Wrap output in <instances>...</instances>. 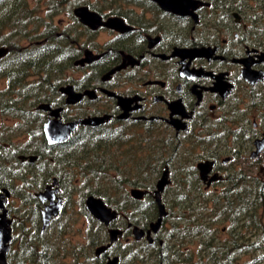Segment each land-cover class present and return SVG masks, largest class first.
Here are the masks:
<instances>
[{"label": "flooded vegetation", "instance_id": "obj_1", "mask_svg": "<svg viewBox=\"0 0 264 264\" xmlns=\"http://www.w3.org/2000/svg\"><path fill=\"white\" fill-rule=\"evenodd\" d=\"M98 3L81 5L101 17L100 21L92 20L91 26L81 21L75 13L76 6L70 12L72 18L65 30L60 31L56 26V50L50 52L52 58L45 60V63L38 62V58H44L41 55L35 58V54H39V47L46 48L51 38L43 34L47 30V21L41 23L43 29L37 30L41 34L35 39L30 33L13 36L12 43H16L14 47L17 50L0 45V48L7 49L0 56V78L8 77L14 103L22 99L20 89L24 86L27 90L31 88L29 75L36 72L45 75V84H48L46 78L52 73L57 75L54 97L50 95L47 101L40 99L39 102H30L38 104L36 109L40 114L35 111V115H41L37 117L43 123L37 132L38 141H28L27 145L19 146L10 135L0 138V200L7 196L5 208L12 221L9 252H19L22 243L14 228L18 216L14 213L15 207L11 206L13 200L41 202V234H45L47 227L50 228L61 216L67 201L62 193V168L47 172V163L39 165V155L33 152L43 144L40 133L47 145L61 148L80 127H90L94 131L104 129L108 137L117 134L114 137L119 141L114 142L123 144V147L126 140L131 143L124 147L129 150L127 153L119 154L112 146L107 148L109 152L114 150L113 153L118 154L115 159L106 160L112 166L110 170L138 171L139 184L154 188L148 189L144 198L138 200L139 209L135 211L126 207L124 211L118 210L117 217L108 224L88 211L85 202L86 213L83 216L89 226L88 231L83 228L80 232L85 236L82 249L88 262L80 263V255L76 254L75 264H107L115 257H119L117 264H142L135 259L129 261L128 256L131 254L133 257L135 245L144 241L155 244L156 255L160 246H164L165 238L160 231L174 214L164 201V192L169 186L175 184L178 188L196 182L201 187L203 185L205 191L219 183L226 186L230 175H239L240 170L244 171L245 162L252 169L258 168L261 174H249L248 177L264 180V0H189L178 11L165 8L155 0H99ZM31 29L28 27V32ZM102 35H106L103 42L100 40ZM43 51L42 55L48 54ZM88 53L91 59L80 63ZM53 64H56L54 71L51 69ZM23 65L44 67L37 71L30 68L25 73L28 76L21 82L23 76L19 72ZM71 71L81 76L72 73L64 79L63 75ZM68 86L84 93L79 102H67L69 96L63 88ZM29 95L30 90L25 95L27 101L32 100ZM42 103L62 108L58 118L63 122L87 117H104V120L95 126L79 124L67 141L49 143L44 127L54 116L51 115L52 109L39 110ZM79 106H87L85 109L91 111L89 115L76 116L75 113L82 109ZM0 113L5 115L1 109ZM163 130L169 132V142L166 144L163 140L162 145L152 146L156 148L154 152L158 153L157 165L162 172L159 175L148 173L149 177L144 183L143 156L138 146L133 148L136 143L133 141L139 138L138 144L142 148L145 142L150 143L154 139L144 140V135H157ZM7 137L6 141L1 140ZM181 146L185 147L182 155ZM223 152L227 156L221 158ZM30 155L37 156V159L32 161L28 158ZM167 155V159H163ZM208 161L212 162L211 169L207 174H202L200 164ZM32 164L36 172L30 174L37 177L35 180L27 176ZM165 173L168 184L162 199L168 215L158 232L152 231L149 236L147 231L152 216H149L151 218L145 228L141 224L146 216L142 205L145 201L148 202L147 208L156 206L157 220L159 207L155 190ZM38 186H42V189L31 190V187ZM23 187L30 197L23 192ZM56 187L59 192L55 197L46 195V198H42L37 195ZM5 189L9 190V196ZM60 197L63 198L61 211L58 215L52 213L48 226H44V212L48 208L53 211L51 209L55 206L59 209L57 203ZM2 211L0 207V213ZM183 215L174 217V222L172 219L170 233H173L170 229H184L181 226L188 217ZM184 227L187 232L190 231V225ZM135 228L144 229L146 234L137 239ZM111 229L122 231L113 242ZM31 232L35 234L33 229ZM108 244L105 250L98 251L99 247ZM44 245L40 244L42 247ZM25 260L29 262L28 258ZM158 263L182 264L170 260H160Z\"/></svg>", "mask_w": 264, "mask_h": 264}, {"label": "trees", "instance_id": "obj_2", "mask_svg": "<svg viewBox=\"0 0 264 264\" xmlns=\"http://www.w3.org/2000/svg\"><path fill=\"white\" fill-rule=\"evenodd\" d=\"M77 1L36 0L37 5L46 6V12H44L46 14H40L41 9L33 8L30 0H0V45H8L11 47L10 50H17L14 47L16 43H12L13 36L28 35L30 33L35 39L39 35L37 30L42 27L41 23L44 22L41 20H43L45 15H48L51 18V22L47 20V30L43 34L51 38L47 43V47H39L38 50L41 49L39 54H35V58L40 55L44 58V60L38 58V62L45 63V60L48 61L52 58L50 52L56 50V46L54 45L56 44L57 29L53 21L54 17L60 14L68 3H76ZM28 27L32 28L31 32H28ZM43 48H45L44 51ZM42 51L48 54L42 55ZM52 61L55 63V60ZM53 65L56 66V64ZM43 67L44 65L28 67H24L23 65L22 71L19 72L23 76L21 82L28 76L25 73H28L30 68L36 69L37 71ZM46 79L49 83L50 78L47 77ZM30 86L31 88L28 89L30 90L31 95L29 96L32 98L31 101L39 102L40 90L38 87H40V84H31ZM29 90L25 86L20 89L22 99H18L15 103L14 100H11V94L13 92L10 90L8 93L6 91L2 92L3 96L0 101V109L4 114L12 113V115L20 117L22 122L24 121V126H22L23 130L29 132L28 134L32 140L35 135L37 136L41 125L39 128L34 126L37 125L40 118L35 115V112L27 108V106L31 105V103L27 102V96H25ZM105 132L107 131H104V129L94 131L90 127H80L71 140L64 144L62 148L61 146L47 145L40 133L43 144L40 147L41 149L39 148V150L33 152L39 155L37 161L39 165L44 162L47 163V172L60 171L61 167L59 165L62 163L61 179L63 193H67L68 198L73 195L70 188L74 187V185H81L79 191L82 197L86 198L92 194L102 197L107 204L117 210L126 209L125 207L129 206L137 210L139 209V201L126 188L124 189L123 186H125V183H129L132 186L144 189H149L150 187L146 184H142L143 186L139 184L140 180H137L139 178L138 171L117 170L115 171V178L110 177L109 173L112 166L106 162V159L113 160L116 158V154L109 152L108 149L105 151V147L109 144V141L114 142L119 140L114 137L117 134H112L108 137ZM32 149L35 150L34 147ZM59 149L61 150L59 151ZM128 151L123 148L119 151V154L127 153ZM108 155L110 158H108ZM158 162L159 159L156 161V165H150L142 174L144 183L149 177L147 175L148 173L151 175L156 173L154 168ZM34 172H36V169L32 164L27 176L32 177L34 180L37 179L36 176L30 174ZM27 176L25 175V177ZM78 176L81 177L80 183H77L79 181ZM248 176L241 171H239V175H230L228 181H226L227 185L222 189V193L213 192L216 195L212 194L211 205L202 202L198 206H195L194 192L201 188V185L196 182L193 185L188 184L178 187L177 190H179L180 195H178L177 200L169 198L166 190L164 195L167 198L168 205H171L170 210H173L174 206H181L186 201V205L190 206L192 214L187 216V221L183 220L182 226L184 229H179V227L178 229H170L173 233L169 231V235L168 233L167 235L165 234V244L158 249V255L154 253L155 244L144 241L141 247L135 245L134 251H132L134 252L133 257L131 254L128 256L129 261L135 259L141 263L149 264H152V260L156 261L155 263L160 262V260H170L173 263L178 261L184 262L181 257L185 253L181 252V245L193 237H199V251H201V256L199 255L198 262L200 263L208 260L209 256L207 263L210 264H234V260L238 254L246 249L245 253L253 252L252 262L254 264H264V180L258 177L250 178ZM106 177H110L113 180V184L110 183L113 185L112 187L105 184L107 182ZM22 189L26 196L30 197L29 193L25 192V187ZM120 193L121 197L119 196ZM23 202L25 204L29 203L28 201ZM85 202L86 199L83 200L84 208L86 209ZM147 203L144 201L142 205V210L146 212V216L144 217V223L141 224L145 228H147V223L150 221L147 212H156L157 209L156 206L147 208ZM189 206L186 207L189 208ZM34 209L33 216H28L20 209L26 217V220H20L21 218L17 219L18 222L14 228L16 232L18 231L17 234L21 238V250L19 252H9V264H56L55 257H53L54 249L46 248L49 245L47 243L45 244L46 241L41 236V211L37 207ZM29 221H32L31 230L33 229L35 231L34 235L28 229L27 223ZM223 221L229 223V235L224 240L215 234L216 226L219 225V222ZM185 225L191 226L189 232L184 227ZM247 236H251V243L250 239L246 238ZM246 241L249 244H246ZM40 244L45 245L42 247ZM26 258L29 259V262L25 260ZM192 264L197 263L192 261ZM248 264H251V262Z\"/></svg>", "mask_w": 264, "mask_h": 264}, {"label": "rangeland", "instance_id": "obj_3", "mask_svg": "<svg viewBox=\"0 0 264 264\" xmlns=\"http://www.w3.org/2000/svg\"><path fill=\"white\" fill-rule=\"evenodd\" d=\"M30 1L32 3L33 8L41 9L40 14H43L44 12H46V10H45L46 6L37 5L36 0H30ZM98 2H99V0H78L76 3L75 2L68 3L66 5L65 9H63L60 14H58L56 17H54V19H53L54 24L56 26H58V29L60 31L61 30L63 31V30H65L66 26L69 24L70 18H72L70 11L73 10V8L75 6L78 7V6H81L83 4H89V3L99 4ZM44 14H46V13H44ZM46 19L51 22V18H49L48 15H45V17L41 21H47ZM40 28L43 29V27H40ZM39 34H41V31L39 32ZM105 39H106V35H102L100 40L103 42ZM53 60H55L54 57H53ZM54 68H55V66L53 65L51 67V69L54 71ZM72 73H73L72 71L67 72L66 74L63 75V78L67 79L69 77V75H72ZM73 75L81 76V74H76V73H73ZM44 76L45 75H42V74L36 72V74H31L28 77H29V82H31L32 84H40V87H38V89L40 90V94H39L40 99L47 101L48 98H50V95H53V97H54V95L56 93L57 75H56V73H52L50 75V77H51L50 82L49 83L47 82L48 84L44 83V80H43V78H45ZM7 78L6 79L0 78V90H2L1 92L6 91L8 93L10 90L9 89L10 81ZM2 96L3 95L0 94V99L2 98ZM27 102L30 103L32 101H27ZM37 105L38 104H36V103H31V105L27 106V108L30 111H33V112L36 111L37 113L40 114V111H38L36 109ZM85 107H87V106H79L78 108H82V109L78 110L79 112L75 113V115L78 117H84V116L89 115V113L91 111L88 109H85ZM39 110H41V109L39 108ZM7 116L9 118H7ZM37 116H41V115H37ZM23 123H24V121L22 122L20 117H17L14 115L9 116L8 114L3 115L2 113H0V132L4 131L3 133H0V138H1V136L4 137V136L10 135L9 137L11 139H14L16 144L19 146L20 145H22V146L27 145L29 143L28 141H30V142L38 141V138L36 137V135L31 140V137L28 134L29 132H27L26 130H23V127H22V126H24ZM42 124H43L42 122L38 121L37 125H34V126L36 128H39V126L41 125V128H42ZM9 137H7L5 139H1V140L6 141ZM147 138H154V139L150 143L145 142V144L142 146V148H140V146L138 144V140H140L139 138L137 141L136 140L133 141V142H136L133 148L138 146V149L143 156V173L145 172L147 167H149L150 165H153V166L156 165L158 153L154 152L156 150V148H154L152 146H154L155 144L156 145H162L164 141L167 144V141L169 142L170 136H169L168 131L163 130L161 132H158L157 135H154V134L152 135L151 133H149L148 136L144 135V140ZM125 143H126L125 146H128L131 142L126 140ZM109 146L115 147L118 151H121L125 147V146L123 147V144H120L118 142L109 141V144L106 145V147H105V151ZM31 147H33V146H31ZM184 151H185V147L181 146L180 155H182V153ZM113 152H114V150H112V153ZM114 154L118 155L117 153H114ZM168 156L169 155L165 156V158H163V159H167ZM226 156H227V153L223 152L221 158H224ZM108 158H110L109 155H108ZM59 166H61V168L63 169L62 163H60ZM248 166L249 165L247 164V162H245V164L243 166L244 171L243 170L242 171L240 170V171L242 173H245L248 175L249 174L250 175L254 174L256 176L261 175L258 168L252 169L251 167H248ZM154 169H155V172L157 173V175H159L162 172V170L160 169V167L158 165ZM115 174H116L115 170L111 169L110 173H109L110 177L115 178ZM110 177H106L107 182H105V184H107L109 187H112L113 185H111L110 183L113 184V181ZM80 178L81 177L78 176L79 181L77 183H80ZM221 184L222 183H219L216 185V187L213 186L212 188L207 189L206 191H205V187L202 185V187L199 190H196L194 192V196H193L195 199V206H198L202 202L211 205V203H212L211 197H213L212 194L216 195L213 192H217L220 194L222 193V189L224 186H223V184L222 185ZM80 187H81V185H74V187H71L70 190H71V193H73V195L69 198L67 197V193L63 194L64 198L67 200L65 202V208H64L63 213L61 214L60 217H58L57 221L54 222L50 226V228H49V226L47 227V232L45 234H41L42 238H44L45 241L47 242V244L49 245V249H52V250L54 249L53 257H55V260L57 262L56 264H75L76 263V254L80 255V257H79L80 263L88 262L87 256L86 257L83 256V254L85 255V252L82 249V246H83L82 242L85 239V236H83V234H81L80 230L85 228L88 231L87 228L89 226V222L87 221L86 218H84L85 216H83L86 213V209L84 208L83 200L86 198L82 197V195L80 194V191H79ZM132 187H136V186H132V185L123 186V188L124 189L126 188L129 192H130V189ZM149 187H150L149 189L152 190L154 186H149ZM176 187H177V185L174 184L173 186H169L167 188V194L169 195V198H171L172 200H177L178 195H180L179 190H177ZM178 187H180V186H178ZM64 188H66V187H64ZM137 188H139V187H137ZM40 189H42V186L37 187V189L32 187L31 190L32 191H38ZM62 189H63V187H62ZM66 190H67V188H66ZM207 192H212V193H207ZM119 196L121 197V193L119 194ZM14 198L17 199V196H14ZM164 201L167 204V207L170 208L171 205H168V201H167L166 197H164ZM186 204H187V202L185 201L181 204V206L180 205L174 206V209L171 210L174 212V214H172L173 216L171 218L169 217L166 220V223H165L166 227H163L161 229L160 235L162 237L165 238L167 233L169 235V228L171 226V222H172V219L174 217L176 218L177 215L180 216V214H183V213L186 217L189 216L190 214H192L191 210H190V206L186 205ZM11 206L15 207L14 213H15V215L18 216L17 219L21 218L20 220H23V219L26 220V217L23 215L22 211L25 214H27L28 216H33V214H34L33 210H35L34 208L37 207L40 209L42 204L38 200L30 201L27 204H25L22 200H16V202L13 200ZM186 206H189V208H187ZM20 209L22 211H20ZM126 209H122V211H124ZM128 209L135 210L133 207H130V206L128 207ZM148 215L152 216V221L155 220L157 217V213H155L154 211L148 212ZM83 218H84V220H83ZM149 218H151V217H149ZM174 221L175 220L173 219V222ZM27 226H28V229H31L32 228V221H29L27 223ZM181 227H183V226H181ZM228 228H229L228 222H225V221L219 222V225H217L215 228V234H217L220 239L224 240V239L228 238V235H229V229ZM17 232H16V234H17ZM246 238L247 239L249 238L250 243H251V239H252L251 236H247ZM246 244H249L248 241H246ZM53 246H54V248H53ZM141 246L142 245L140 244L139 247H141ZM199 246H200V238L199 237H193L188 242H184L180 247L182 249L181 252L185 253V255L181 257L184 260V262L179 261V263L192 264V261H195L197 264H210V263H207L209 260L208 254H207L208 260L204 259L205 261L203 263L198 262L199 255L201 256V251H199ZM93 250H94V248L92 249V252H93ZM77 252H79V253H77ZM245 252H246V249L243 252H240L238 254L236 259L234 260V264H248L250 262H251V264H254V262H252L253 252L252 251H250L249 253H245ZM152 258H154V256H152ZM155 262L156 261H154V260L151 261L152 264H158ZM142 264H149V263H142Z\"/></svg>", "mask_w": 264, "mask_h": 264}, {"label": "water", "instance_id": "obj_4", "mask_svg": "<svg viewBox=\"0 0 264 264\" xmlns=\"http://www.w3.org/2000/svg\"><path fill=\"white\" fill-rule=\"evenodd\" d=\"M159 2L162 6L165 8H172L175 11H178L179 8L182 6H185V1L186 0H155ZM187 3V1H186ZM75 13L80 17L81 21L87 25H92L93 21L97 22L101 20L100 15L89 11L87 6H79L76 8ZM5 52H7L6 48H0V56L4 55ZM89 53L87 54L86 57L82 58L80 60V63H84L86 61H89L91 57H88ZM65 93H68V103H76L79 102L84 93L76 92L73 87L68 86L63 88ZM67 91V92H66ZM39 108L43 110H51V115L55 116L54 118H51L48 120V122L45 123V133L46 137L49 141V143H58L59 141H67L71 134L77 129L79 124H84V125H92L95 126L99 123H101L104 120V117H87L85 119L80 118L78 120L70 121V122H63L62 119H59V114L62 108H53L51 104L48 103H42L39 105ZM22 158H25V156H21ZM29 159L36 160L37 156L35 155H30L28 156ZM212 165V162H206V163H201V172L202 174H207L210 171V167ZM215 179V178H214ZM168 184V179H167V174L165 173L158 181L157 183V188L155 190V200L158 204L159 207V217L157 220L151 222L150 229L147 231V234L151 236L152 231L158 232V230L162 226L163 219L168 215L167 207L165 203H163L162 200V193L165 190L166 186ZM5 192L7 195H10V192L8 189H5ZM56 192H59V188L56 187L54 190L49 191L46 190V192H39L37 193L38 196L42 198H46V195L52 197H55ZM147 190L143 188H137V187H132L130 189L131 195L137 199H143L144 196L146 195ZM5 197V196H4ZM7 200V196L5 197L4 200H0V207L3 209V211L0 213V264H8V252L10 248V241L12 238V228H11V219L8 217V209L5 208V203ZM62 201L63 198L60 197L59 201L57 203V206H59V209L55 210L51 209L53 211H50L48 208V211L44 212L43 218H44V226H48L49 221H50V215L53 213L55 215H58L59 212L62 209ZM86 205L88 211H90L97 219L109 223L111 220L117 217L118 210L109 206L105 200L101 197L95 196V195H89L86 198ZM57 212V213H56ZM111 241L113 242L114 240L117 239L119 234H122V231L119 229H111ZM146 234V231L144 229H139L135 228V235L137 239H140ZM116 238V239H115ZM151 238V237H150ZM152 240V238H151ZM108 245H103L98 248V251L105 250ZM119 260V257H115L114 259L110 260L109 263L107 264H117Z\"/></svg>", "mask_w": 264, "mask_h": 264}, {"label": "bare ground", "instance_id": "obj_5", "mask_svg": "<svg viewBox=\"0 0 264 264\" xmlns=\"http://www.w3.org/2000/svg\"><path fill=\"white\" fill-rule=\"evenodd\" d=\"M187 2H189V0H186ZM181 9V8H180ZM55 117V116H54ZM45 130V129H44Z\"/></svg>", "mask_w": 264, "mask_h": 264}]
</instances>
